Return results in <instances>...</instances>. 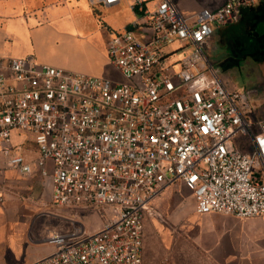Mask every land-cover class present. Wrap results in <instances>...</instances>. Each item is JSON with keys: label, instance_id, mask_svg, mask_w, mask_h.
I'll use <instances>...</instances> for the list:
<instances>
[{"label": "built area", "instance_id": "obj_1", "mask_svg": "<svg viewBox=\"0 0 264 264\" xmlns=\"http://www.w3.org/2000/svg\"><path fill=\"white\" fill-rule=\"evenodd\" d=\"M122 1L134 19L103 29L125 82L0 57V143L29 135L38 152L26 161L7 150V166L39 177L50 210L105 214L96 231L67 217L70 228L47 239L55 251L32 264H144L145 221L172 184L197 213L264 215V117L250 118L247 95L226 87L202 49L264 0H225L194 21L173 0H89L107 9Z\"/></svg>", "mask_w": 264, "mask_h": 264}, {"label": "crops", "instance_id": "obj_2", "mask_svg": "<svg viewBox=\"0 0 264 264\" xmlns=\"http://www.w3.org/2000/svg\"><path fill=\"white\" fill-rule=\"evenodd\" d=\"M173 1L180 13L189 21H194L195 14L199 11L205 9L214 11L225 2V0ZM119 6L110 9L118 10ZM99 7L91 4L89 0H0V57L25 58L70 72L125 82L126 79L122 74L107 60L105 54L107 33L98 25ZM129 14V19L116 25L123 26L132 21L134 13L129 10ZM240 16L238 25L231 28L222 26L214 30L207 40L211 45L210 53L205 54L218 77L230 90L236 89L232 82L233 77L226 73L228 66L238 62V59L254 58L264 54L262 51L264 5L254 4L250 8L243 9ZM102 18L111 24L107 18ZM216 45L220 48L213 52L212 48ZM244 94L247 95L254 114L256 115L257 112L259 117H264V101H258L247 93ZM15 136L19 140L17 142L12 140L8 148L9 152L21 154L26 161L36 159L38 152L31 136L13 134L12 137ZM24 145H29V155L22 153L21 148ZM172 185L165 187L153 200L155 209L160 211L165 209V201L170 194L167 191H170ZM50 209L48 195L43 191L39 177L20 175L7 166L5 157L3 168H0V264H32L55 251V247L47 239L52 232L68 230L70 222L66 220L67 215ZM210 215L205 217L204 223L231 217L214 216L220 214ZM43 216L63 219L69 226L60 228L55 226V223L54 225L37 223ZM192 226L187 221L186 228ZM196 229L194 233L196 238L202 237L215 248L211 255L224 258L240 256L242 259H239L238 264H264L261 255H252L250 258L245 254L238 255L211 239L198 227Z\"/></svg>", "mask_w": 264, "mask_h": 264}, {"label": "rangeland", "instance_id": "obj_3", "mask_svg": "<svg viewBox=\"0 0 264 264\" xmlns=\"http://www.w3.org/2000/svg\"><path fill=\"white\" fill-rule=\"evenodd\" d=\"M100 13L97 15L98 25L103 30V24L117 29L123 26L125 20L130 18L128 4L122 1L118 10L99 7ZM105 17L111 23L102 20ZM102 18V19H101ZM239 16L231 24L226 25L231 28L240 22ZM216 45L212 48L215 52L219 50ZM203 52L209 54L211 45L206 42L202 45ZM217 49V50H216ZM264 51V49H262ZM248 59V60H246ZM238 62L231 63L226 72L233 77L235 89L242 93H247L253 99L264 101V54L254 58L238 59ZM75 73V72H74ZM95 77V76H94ZM254 113L250 118H253ZM257 115V116H256ZM255 117H259L256 112ZM11 140L17 142L15 136ZM29 145H24L21 149L24 155H29ZM9 145L0 144V168L4 165V153ZM169 197L165 201V209L158 210L157 216L150 218L145 224L143 258L145 264H238L239 257L213 256L210 253L215 249L211 243L203 240L202 237L196 238L195 231L198 227L204 231L211 239L229 248L233 253L245 254L249 258L252 255H261L264 258V215L254 219H235L229 217L224 220H216L211 223H204L203 220L210 214H201L195 211V204L190 192L181 184H173L170 189ZM68 217H76L86 231H96L101 227V222L105 217L103 208L74 210L52 209ZM44 211V209H42ZM62 216V215H61ZM189 216V217H188ZM211 216V215H210ZM224 217L222 215H214ZM193 225L186 228L187 221ZM58 219V220H57ZM52 224L60 228L69 226L68 222L48 216L41 217L37 223Z\"/></svg>", "mask_w": 264, "mask_h": 264}, {"label": "water", "instance_id": "obj_4", "mask_svg": "<svg viewBox=\"0 0 264 264\" xmlns=\"http://www.w3.org/2000/svg\"><path fill=\"white\" fill-rule=\"evenodd\" d=\"M262 31L264 32V24L262 25Z\"/></svg>", "mask_w": 264, "mask_h": 264}, {"label": "flooded vegetation", "instance_id": "obj_5", "mask_svg": "<svg viewBox=\"0 0 264 264\" xmlns=\"http://www.w3.org/2000/svg\"><path fill=\"white\" fill-rule=\"evenodd\" d=\"M263 35V34H262Z\"/></svg>", "mask_w": 264, "mask_h": 264}]
</instances>
